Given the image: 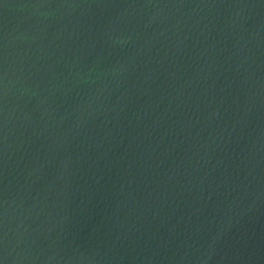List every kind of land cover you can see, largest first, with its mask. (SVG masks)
I'll use <instances>...</instances> for the list:
<instances>
[{"label":"water","instance_id":"95a60500","mask_svg":"<svg viewBox=\"0 0 264 264\" xmlns=\"http://www.w3.org/2000/svg\"><path fill=\"white\" fill-rule=\"evenodd\" d=\"M0 264H264V0H0Z\"/></svg>","mask_w":264,"mask_h":264}]
</instances>
